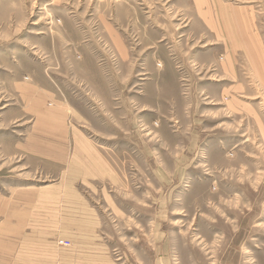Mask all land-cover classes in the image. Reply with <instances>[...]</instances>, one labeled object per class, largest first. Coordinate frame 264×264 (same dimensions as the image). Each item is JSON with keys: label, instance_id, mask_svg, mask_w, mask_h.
<instances>
[{"label": "rangeland", "instance_id": "1", "mask_svg": "<svg viewBox=\"0 0 264 264\" xmlns=\"http://www.w3.org/2000/svg\"><path fill=\"white\" fill-rule=\"evenodd\" d=\"M65 247L264 264V0H0V264Z\"/></svg>", "mask_w": 264, "mask_h": 264}, {"label": "crops", "instance_id": "2", "mask_svg": "<svg viewBox=\"0 0 264 264\" xmlns=\"http://www.w3.org/2000/svg\"><path fill=\"white\" fill-rule=\"evenodd\" d=\"M84 144V149L85 150H89L92 153H95L97 155H100L97 151V149H95L91 143H89L88 141H83ZM93 160V159H92ZM94 163L97 165V167L99 168V170L102 171L103 175H107V173L111 172V167L109 165V163L100 155V159L95 161ZM113 172V171H112ZM102 175V176H103ZM60 250V249H59ZM58 250V252H60ZM64 253H62L63 258L67 255V256H73V255H78L81 257V259L79 260V262H74L72 259H69V261H64L63 264H105L106 262H103L101 259H99L98 257H101L105 254V250L103 248H87V247H81V248H77V249H72V248H62V250ZM82 256H84L85 258H82ZM106 264H113L112 262L109 261V263Z\"/></svg>", "mask_w": 264, "mask_h": 264}]
</instances>
